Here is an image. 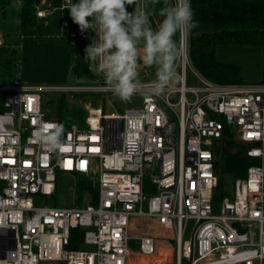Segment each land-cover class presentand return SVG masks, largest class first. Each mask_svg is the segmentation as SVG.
<instances>
[{"label":"built area","instance_id":"obj_1","mask_svg":"<svg viewBox=\"0 0 264 264\" xmlns=\"http://www.w3.org/2000/svg\"><path fill=\"white\" fill-rule=\"evenodd\" d=\"M66 3L62 0L64 11ZM49 12L38 8L36 16ZM64 26L70 27L67 19ZM70 35L77 37V30ZM176 39L184 56L173 87L144 95L141 106L121 113L88 105L86 126H63L61 145L53 152L35 136L41 124L45 131L63 125L45 113L42 92L48 88L26 83L19 71L0 86L5 108L0 110V264H128L133 238L144 255L157 248L153 235L131 234L135 217L174 234L177 264L264 260V83H218L195 70L198 83L188 85L191 31ZM2 47L21 44L0 31ZM59 89L108 90L105 84ZM225 136L244 144L247 155L260 162L236 180L233 195L214 213L216 156ZM59 171L96 180V201L37 205L35 195L56 192ZM189 229L191 238L185 239Z\"/></svg>","mask_w":264,"mask_h":264},{"label":"rangeland","instance_id":"obj_2","mask_svg":"<svg viewBox=\"0 0 264 264\" xmlns=\"http://www.w3.org/2000/svg\"><path fill=\"white\" fill-rule=\"evenodd\" d=\"M37 2V3H36ZM138 3L140 4L139 0ZM18 5L11 6L6 21L0 31L9 40L17 38L21 47L14 54L19 64H14L8 70L9 76H2L0 71V86L10 82L12 73L19 71L23 80L30 85L48 88L42 92L44 110L48 118L61 119L64 127L72 123L86 126L87 106L102 107L106 112H124L126 108L139 107L143 103V96L135 94L128 101H122L109 90L97 89H59L63 86H98L104 84V78L96 70V64L87 60L88 71L77 73L79 49L81 48L80 37H72L75 32L73 27L64 26V10L62 0H18ZM34 4L36 9L50 8V12L44 18L39 19L33 26L21 27L19 8ZM136 5L127 6L129 12ZM86 46L92 42L93 32L85 31ZM22 36V38H21ZM76 44L73 45L72 42ZM85 46V48H86ZM86 54V53H85ZM216 58L223 63H233L241 67L240 83H264V45H236L218 44ZM195 67L190 66L187 71V84H197ZM11 73V75H10ZM139 79L142 82L155 78V68L144 66L138 68ZM4 92L0 91V110L5 108L2 103ZM176 97L172 101H176ZM176 119V118H175ZM222 148L216 156L218 162L217 176L219 186L213 197L214 213L221 210L222 200L225 196H232L237 179H245L250 165L259 163V158L247 155V147L235 143V138L225 136L222 139ZM239 150V151H238ZM238 151V152H237ZM93 177V176H92ZM88 179L84 174H69L58 172L57 190L53 195H35L37 205L54 207H71L93 203V195L78 187L80 180ZM193 222H190L192 225ZM133 236L151 234L156 238L157 248L154 254H132L129 257L132 263L146 261V264H176V241L171 231L158 228L156 223L147 218H133L131 227ZM185 239L191 238V232L185 234ZM139 241L133 239L131 248L138 246ZM174 250V251H172ZM135 256V257H134ZM132 257V258H131ZM137 257V258H136ZM55 264V263H46ZM182 264H189L184 260ZM264 264V260L262 262Z\"/></svg>","mask_w":264,"mask_h":264},{"label":"clouds","instance_id":"obj_3","mask_svg":"<svg viewBox=\"0 0 264 264\" xmlns=\"http://www.w3.org/2000/svg\"><path fill=\"white\" fill-rule=\"evenodd\" d=\"M160 0H67L72 21L81 33H95L90 45L84 49L85 59L95 62L103 75L105 87L122 101L135 94L160 95L178 80L176 66L184 56L183 46L173 37L187 35L198 26L190 0H163L159 14L163 20L153 28L149 19V5ZM136 5L129 12L127 6ZM155 68V79L145 85L139 79L140 64ZM50 126V127H49ZM63 125L43 124L35 132L41 146L53 152L59 149Z\"/></svg>","mask_w":264,"mask_h":264},{"label":"trees","instance_id":"obj_4","mask_svg":"<svg viewBox=\"0 0 264 264\" xmlns=\"http://www.w3.org/2000/svg\"><path fill=\"white\" fill-rule=\"evenodd\" d=\"M17 3L18 0H0V29L8 17L9 8L18 5ZM190 4L194 12V20L198 22V26L191 30L192 65L202 76L211 81L240 83L241 67L218 61L216 47L218 44L264 45V0H191ZM19 6L21 27L33 26L39 22L35 5ZM161 7L163 0L156 5H149V19L153 28L163 20L159 14ZM63 16L69 21V25L77 30L82 43L77 64V73L80 74L88 71L84 51L86 34L81 33L79 26L72 21L69 10H65ZM173 39L176 42V35ZM16 52L17 49L13 47L0 48V71L4 70L2 76L5 78L9 76L8 70L11 66L19 64L15 56ZM239 145L245 146L242 143ZM78 187L91 193L93 201H96L98 191L96 180H80ZM145 262L137 260L132 264H146Z\"/></svg>","mask_w":264,"mask_h":264},{"label":"crops","instance_id":"obj_5","mask_svg":"<svg viewBox=\"0 0 264 264\" xmlns=\"http://www.w3.org/2000/svg\"><path fill=\"white\" fill-rule=\"evenodd\" d=\"M44 1H45V0H42V2H44ZM36 3H37V2H36ZM32 5H34V4H32ZM30 6H31V5H30ZM38 8H39V7H38ZM39 19H40V18H39ZM70 27H72V26H70ZM13 39H15V38H13ZM58 120H60V119H58ZM135 236L137 237V236H140V235H137V234H136ZM172 238L175 239L174 237H172ZM133 239H137V238H133ZM133 239H132V240H133ZM132 240H131V241H132ZM137 240H138V239H137ZM131 241H130V248H131ZM138 241H139V240H138ZM175 250H176V248H175ZM172 251H174V250H172ZM139 253L142 254V253L140 252V244H138V246H137L136 248H134V249L131 248V254H132V257H133V255H135V254L137 255V254H139ZM143 255H144V254H143ZM146 256H148V255H146ZM132 257H131V258H132ZM134 257H135V256H134ZM136 258H137V257H136ZM137 260H138V258H137ZM262 262H263V261H262ZM262 262H260V261L257 260V261H255L254 264H262ZM129 263L132 264L131 259H130V262H129ZM176 264H177V263H176Z\"/></svg>","mask_w":264,"mask_h":264},{"label":"water","instance_id":"obj_6","mask_svg":"<svg viewBox=\"0 0 264 264\" xmlns=\"http://www.w3.org/2000/svg\"><path fill=\"white\" fill-rule=\"evenodd\" d=\"M217 164H218V162H217ZM240 231H245V227L244 226H241L240 227Z\"/></svg>","mask_w":264,"mask_h":264},{"label":"snow or ice","instance_id":"obj_7","mask_svg":"<svg viewBox=\"0 0 264 264\" xmlns=\"http://www.w3.org/2000/svg\"><path fill=\"white\" fill-rule=\"evenodd\" d=\"M50 127V126H49Z\"/></svg>","mask_w":264,"mask_h":264}]
</instances>
